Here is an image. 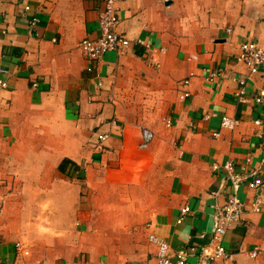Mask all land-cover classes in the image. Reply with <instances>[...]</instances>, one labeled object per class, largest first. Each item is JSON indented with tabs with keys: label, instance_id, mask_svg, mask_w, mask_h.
I'll return each instance as SVG.
<instances>
[{
	"label": "crops",
	"instance_id": "obj_1",
	"mask_svg": "<svg viewBox=\"0 0 264 264\" xmlns=\"http://www.w3.org/2000/svg\"><path fill=\"white\" fill-rule=\"evenodd\" d=\"M105 1L0 0V264H157L151 234L208 251L226 163L242 211L217 264H264V66L235 61L264 45V0H117L131 44L88 62Z\"/></svg>",
	"mask_w": 264,
	"mask_h": 264
},
{
	"label": "built area",
	"instance_id": "obj_2",
	"mask_svg": "<svg viewBox=\"0 0 264 264\" xmlns=\"http://www.w3.org/2000/svg\"><path fill=\"white\" fill-rule=\"evenodd\" d=\"M118 15L119 8L117 0H106L104 8L99 16V36L94 40L83 39L78 45V49L88 62H96L108 52H120L130 46L131 41L116 32L119 23ZM34 22H36V20H33L31 25H33ZM137 43L143 45L140 40L137 41ZM144 47L148 50L150 49L148 45H145ZM235 61L246 67L250 75L257 73L260 67L264 66V45L254 41L243 43L240 46L238 53L235 55ZM153 65L158 67L159 63L154 61ZM87 71L91 72V67H88ZM220 75V70L214 71L209 75L208 81H214ZM187 83L188 80H185L184 84ZM5 86L6 83L0 80V89L5 88ZM98 86H101V83H99ZM242 95L243 90H240L237 94L239 100L243 99ZM187 96V93L183 94V97ZM263 99L264 91H260L255 97H253V101L256 104H261ZM235 124L236 121L227 116H223L221 119V126L223 128L232 129ZM214 136H217V134ZM152 137V133L144 129L142 131V142L140 143L139 148L146 149L151 142ZM105 139L106 136L104 135L98 136L99 141H104ZM98 148L101 149V146ZM219 168L220 167L216 164L212 165L214 171ZM222 170L227 172L228 178L232 182L234 193L225 201L217 214L216 224L212 233V248L208 251L204 249L199 255H197L196 247L189 246L187 249L177 251L171 255L168 244L162 238L151 234L149 235L148 240L157 247V264H187L189 256H197L196 264H217L220 259L229 258L223 246V240L227 231L237 225L240 221L242 203L236 195L239 188L240 177L234 174L231 163L224 164ZM260 183L261 181L259 179H255L248 184V187L249 189H255ZM189 211L190 208L188 206H185L180 210V216L177 220L178 224L182 222L184 216L189 213ZM256 255L257 252L252 253V257H255Z\"/></svg>",
	"mask_w": 264,
	"mask_h": 264
},
{
	"label": "trees",
	"instance_id": "obj_3",
	"mask_svg": "<svg viewBox=\"0 0 264 264\" xmlns=\"http://www.w3.org/2000/svg\"><path fill=\"white\" fill-rule=\"evenodd\" d=\"M65 163H66V161L63 162V163L61 164V166L59 167V170H60L61 172H64V165H65Z\"/></svg>",
	"mask_w": 264,
	"mask_h": 264
}]
</instances>
